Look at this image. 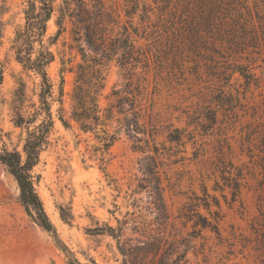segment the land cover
<instances>
[{
	"label": "rangeland",
	"instance_id": "rangeland-1",
	"mask_svg": "<svg viewBox=\"0 0 264 264\" xmlns=\"http://www.w3.org/2000/svg\"><path fill=\"white\" fill-rule=\"evenodd\" d=\"M27 1L0 0V147L18 151L26 129L15 120L35 111L40 92V77L15 58L16 31L24 26ZM99 1L117 22L107 26V36H124L126 26L139 57L131 62L135 68L121 67L122 50L115 51L103 67L99 103L115 100L113 89L126 95L128 82L138 90L149 147L150 124L156 132L168 219L156 214L147 192L137 187L143 155L133 149L132 138L120 132L106 149L72 119V92L83 63L79 47L86 46L76 41L68 19L54 38L55 11L42 41L54 56L46 67L54 94L53 125L33 172L59 236L83 264H123L132 257L122 255L118 240L128 250L161 232L165 248L174 242V251L166 252L172 258L184 252L185 264H264V11L257 12L254 0L225 1L211 14L209 5L197 0ZM238 69L249 76V84ZM217 98L232 100L234 108L219 106ZM60 115L70 127L62 125ZM173 128L184 131L179 144L165 138ZM233 179L240 184L235 195L228 187ZM205 193L218 212V233L193 229L177 217L194 194L203 199ZM198 211L210 218L203 205ZM0 264H66L51 235L25 213L18 184L1 163Z\"/></svg>",
	"mask_w": 264,
	"mask_h": 264
},
{
	"label": "trees",
	"instance_id": "trees-1",
	"mask_svg": "<svg viewBox=\"0 0 264 264\" xmlns=\"http://www.w3.org/2000/svg\"><path fill=\"white\" fill-rule=\"evenodd\" d=\"M200 3L209 5L210 14L216 11L220 6L228 1L232 5L238 3V0H197ZM259 2L261 4H259ZM257 6V12L264 11V0H254ZM57 11L56 25L58 29L54 38L58 37L64 30L66 19L71 23V32L76 34V41L83 42L86 47L80 45L79 53L83 63L78 64L80 72H77V83L72 92L74 101L71 113L72 119L77 123L78 128L83 132H93L101 142L104 148H109L113 142L119 138L120 132H124L135 143L134 150L142 153L139 158V171L142 179L139 180L137 187L147 192L149 204H151L158 216L163 221L168 219L166 205L163 199L162 180L160 176V160L158 159V147L156 145V132L153 124H150L148 134L152 145L148 146V139L145 138L146 129L143 123H140V113L137 108L136 95L138 90L128 82L124 90L126 95L120 96L119 90L113 89L111 95L115 100L109 101L107 105L101 106L99 96L104 88L103 67L106 65L117 49L122 50L121 67L131 65V62L138 61V50L135 49L131 32L123 26L125 34L122 32L115 34V37L107 36V26L117 24L112 19L111 13L101 4L99 0H61L55 4V0H28L27 7L24 10L25 23L23 28L16 31L15 36V58L25 69L34 71L40 77V92L38 94L39 105L35 111L27 117L18 114L15 124L26 129V137L22 151L0 147V163L13 175L19 188L20 203L25 213L35 221L42 229L49 233L54 244L64 254L66 264H83L66 245L59 236L56 227L51 222L42 199L35 189V182L38 178L33 172L34 167L39 162V155L48 141V135L53 125L51 104L54 101L52 84L46 72V67L53 61L54 56L49 48L44 47L43 37L46 31L47 22ZM128 15V14H127ZM209 18H206L208 21ZM133 27V26H132ZM135 29V28H133ZM114 28H111V32ZM135 31V30H134ZM107 36V37H106ZM109 39V40H108ZM249 84V76L243 70H236ZM3 80V72L0 68V84ZM62 90H59V96ZM60 102V99H58ZM216 103L221 107H227L229 110L234 108L232 100H218ZM40 117V119L38 118ZM39 119V120H38ZM62 125L66 128L70 124L62 115L58 116ZM215 122L216 118H211ZM205 130V128H203ZM142 136H138V134ZM184 137L183 129L173 128L165 136L170 143H181ZM145 143L146 147L139 143ZM230 193L235 195L239 192L240 184L238 180L233 179L228 184ZM206 194V193H205ZM203 199L194 194L190 201L185 202L180 208L177 217L184 222H191L193 229H210L218 233V213L211 208V202L207 200L208 194ZM203 202H200L199 200ZM214 199V198H213ZM216 199V198H215ZM218 207L217 200H213ZM200 205L208 211L210 218L202 215L198 208ZM60 216L67 221L64 209L60 207ZM110 235L117 238L114 229L108 227ZM163 233V232H161ZM157 234L156 238H149L148 241L139 240L142 245L129 246L126 250L118 243V248L122 255H130L129 261L124 258L123 264H185V253L176 252L174 258L166 249L174 251L173 243L169 241L165 248L161 240L162 234ZM238 264V263H234Z\"/></svg>",
	"mask_w": 264,
	"mask_h": 264
}]
</instances>
